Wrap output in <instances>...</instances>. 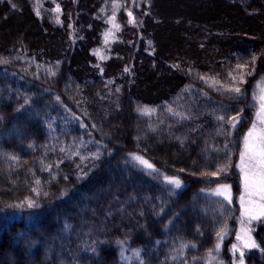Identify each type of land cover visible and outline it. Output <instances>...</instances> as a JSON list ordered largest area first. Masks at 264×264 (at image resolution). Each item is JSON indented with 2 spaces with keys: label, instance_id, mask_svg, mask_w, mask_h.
I'll list each match as a JSON object with an SVG mask.
<instances>
[{
  "label": "trees",
  "instance_id": "1",
  "mask_svg": "<svg viewBox=\"0 0 264 264\" xmlns=\"http://www.w3.org/2000/svg\"><path fill=\"white\" fill-rule=\"evenodd\" d=\"M262 83L264 0H0V264H233Z\"/></svg>",
  "mask_w": 264,
  "mask_h": 264
},
{
  "label": "rangeland",
  "instance_id": "2",
  "mask_svg": "<svg viewBox=\"0 0 264 264\" xmlns=\"http://www.w3.org/2000/svg\"><path fill=\"white\" fill-rule=\"evenodd\" d=\"M115 6L111 8H102L101 10V18L104 19L108 26L103 29L102 32V43L99 47L94 49V53L100 58L105 59L109 54V45L108 43L116 38L117 30L120 24L117 21L116 15L118 7L120 6L119 1L113 2ZM104 9V10H103ZM54 19L57 18L59 20V16L61 15V7L58 3L50 10ZM55 11L56 14L52 13ZM131 20L133 21L135 18L134 13L131 11L130 13ZM254 98L256 100V110L253 111V118H251V123L247 131L243 136L242 146L240 149V166L244 168V171L240 169L241 182H240V195L238 197V202L241 208V216H240V225L237 230L234 241L232 242V246H230V254L232 257L233 264H246V254L247 251L251 248L255 247L256 240L252 233V224L259 222L264 219V215H261V206L264 205V200L260 199V195L258 194L257 188V178H253L251 173L249 172L248 166V154L245 155L244 159H241V153L246 151L245 140H248V144L250 146H255L257 144V137L260 135L261 131L264 130V83L260 84L254 93ZM255 125V129L253 128ZM252 131V135L249 136V132ZM250 154V153H249ZM151 164V163H149ZM152 165V164H151ZM249 180V187L246 189L245 187V179ZM177 180V179H176ZM180 184V183H179ZM227 185V184H222ZM222 185L217 186L213 189V194L217 196H221L224 198V195H218L217 191H223L221 188ZM230 186V185H228ZM228 199L232 198V189L231 186L227 191ZM243 197V199H241ZM254 245V246H253Z\"/></svg>",
  "mask_w": 264,
  "mask_h": 264
},
{
  "label": "snow or ice",
  "instance_id": "3",
  "mask_svg": "<svg viewBox=\"0 0 264 264\" xmlns=\"http://www.w3.org/2000/svg\"><path fill=\"white\" fill-rule=\"evenodd\" d=\"M239 91V89H236ZM264 123V121H262ZM255 129V125H253ZM252 135V131L249 132V136ZM246 151L241 153V159L243 160L245 155L248 154V166L249 172L251 173L252 177L255 179L258 177L257 181V188L258 194L260 195V199L264 200V130L261 131L260 135L257 137V144L255 146H250L248 144V140H245ZM250 153V154H249ZM135 159L140 160L142 164H145L147 167L151 168L152 165L148 164L147 161L142 160L140 157H135ZM237 167H241L237 165ZM241 171H244V168L241 167ZM170 183H174L179 186V180L171 179ZM228 185H222L221 188L223 191H217L218 195H224L225 199H228L227 191L229 190ZM245 187L246 189L249 187V180L245 179ZM243 199V197H241ZM29 206H32V203H29ZM261 215H264V205L261 206ZM254 246V245H253Z\"/></svg>",
  "mask_w": 264,
  "mask_h": 264
}]
</instances>
